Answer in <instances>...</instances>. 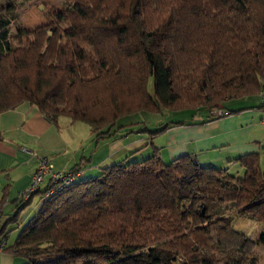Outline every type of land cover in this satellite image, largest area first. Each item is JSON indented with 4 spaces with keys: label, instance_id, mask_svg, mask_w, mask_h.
Wrapping results in <instances>:
<instances>
[{
    "label": "trees",
    "instance_id": "1",
    "mask_svg": "<svg viewBox=\"0 0 264 264\" xmlns=\"http://www.w3.org/2000/svg\"><path fill=\"white\" fill-rule=\"evenodd\" d=\"M13 7L0 15V115L29 103L52 124L66 117L89 125L99 141L148 132L119 125L128 116L163 108L210 118L231 100L259 95L264 0H70L47 25L15 34ZM229 163L244 175L192 155L165 163L155 149L20 201L0 235L42 195L6 249L25 264H259L257 242L234 229L230 213L264 226L260 156Z\"/></svg>",
    "mask_w": 264,
    "mask_h": 264
},
{
    "label": "crops",
    "instance_id": "2",
    "mask_svg": "<svg viewBox=\"0 0 264 264\" xmlns=\"http://www.w3.org/2000/svg\"><path fill=\"white\" fill-rule=\"evenodd\" d=\"M255 110L244 109L222 118L215 115L173 125L164 134L153 137V150L151 138L137 133L124 137L125 130H122L117 138L97 141L93 128L85 123L61 117L57 124H52L29 103L5 112L0 115V202L4 203L0 232L15 214L20 195L30 187L41 158H48L57 172L71 173L81 166L77 180L86 175L96 177L103 169L121 162H139L150 157L155 149L160 150L165 163L192 155L200 164L218 168L239 167L229 162L258 154L264 172V126L261 123L264 109ZM41 196L33 199L12 227L20 231L39 209ZM36 198L39 200L34 204ZM11 231L7 228L5 232L7 248L12 246ZM7 250L0 254V264H25Z\"/></svg>",
    "mask_w": 264,
    "mask_h": 264
},
{
    "label": "rangeland",
    "instance_id": "3",
    "mask_svg": "<svg viewBox=\"0 0 264 264\" xmlns=\"http://www.w3.org/2000/svg\"><path fill=\"white\" fill-rule=\"evenodd\" d=\"M69 2L70 0H0V15L8 13V8L10 4H12V7L14 4L13 8H15L14 10L17 14V20L13 24L12 31L15 34L19 29L27 30L47 25L54 18L57 12H60L67 8V4H69ZM145 39L147 43L152 44V40L150 38L145 37ZM153 51L157 52L155 46H153ZM149 90L151 92L154 91L153 79L150 80ZM261 104L262 99L258 95L240 100H231L224 105V108L226 110L236 111L242 108L254 109L255 107H260ZM218 111L220 110L218 109L214 111V116L218 113ZM207 115L208 113L205 111H181L162 108L160 112H144L125 117L119 121V125H132L136 130H147L148 132H142L137 134L150 137V141L152 143L153 138L151 137L149 132L160 129L166 125H171L172 123L186 124L192 121L193 119H204L205 117H207ZM151 148L153 150V143L151 144ZM141 161L143 160H140L139 162ZM229 169L230 172L234 175H244V171L240 167H234L233 165H231ZM89 177V175L84 176V178ZM38 200L39 199L36 198L34 204L37 203ZM230 218L233 222V226L236 231L246 235L247 237L257 242L255 252L260 257L259 264H264V226L248 217H239L234 212L230 213ZM8 229H12L11 243L13 245L18 237L19 230L18 228H16V226L12 227V225L9 226Z\"/></svg>",
    "mask_w": 264,
    "mask_h": 264
},
{
    "label": "built area",
    "instance_id": "4",
    "mask_svg": "<svg viewBox=\"0 0 264 264\" xmlns=\"http://www.w3.org/2000/svg\"><path fill=\"white\" fill-rule=\"evenodd\" d=\"M261 87L259 96L262 99V105L264 106V76L261 79ZM229 115L227 111L220 110L216 114L217 117L222 118ZM262 125L264 126V118L262 120ZM78 175H73L72 173L57 172L53 163L48 158H41L38 162L37 168L32 176V181L30 187L24 191L19 200L21 202H28L32 199L34 195L42 191L43 187H50L47 194L44 195L43 199L48 198L50 195L64 188H67L72 183L77 180ZM2 211L0 209V215ZM7 242L5 235H0V254L4 253L7 249Z\"/></svg>",
    "mask_w": 264,
    "mask_h": 264
}]
</instances>
